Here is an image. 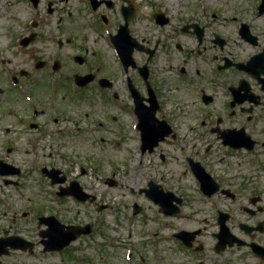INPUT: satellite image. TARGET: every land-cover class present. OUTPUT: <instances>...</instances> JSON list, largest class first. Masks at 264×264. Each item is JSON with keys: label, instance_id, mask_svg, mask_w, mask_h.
<instances>
[{"label": "flooded vegetation", "instance_id": "af4514ba", "mask_svg": "<svg viewBox=\"0 0 264 264\" xmlns=\"http://www.w3.org/2000/svg\"><path fill=\"white\" fill-rule=\"evenodd\" d=\"M24 1L35 10L36 19L22 23L20 30L0 31V62L6 64L5 52L17 47L28 56L30 67L11 73L2 68L0 115L16 113L18 122L24 125L26 113L23 115L22 106L18 107L22 103L19 89L24 80L38 82L40 87L43 82L54 80L50 98H36L38 104L45 102L55 114L65 115V106L60 108L58 104L57 88L68 103L80 105L96 99L103 107L111 108L103 111L106 123L121 137L126 136L122 119L130 121L131 133L140 143L142 155H158L164 162L170 157L186 160L196 181V199L179 193H184L183 189L174 184L172 174H161V179L150 176L147 188L139 192L158 207L161 219L168 221L181 216L187 205L198 203L199 208H193L194 214L186 218L195 225L175 230L171 237L163 236V240L176 242L178 250L163 249L160 255L157 247L153 250L156 259L148 251L139 249L140 254L131 248L130 257L135 253L139 257L137 264H240L246 256L264 264V59L255 61L260 56L264 58V25L249 24L252 17L241 13L246 11L240 7L241 0H199L201 5L181 0L183 10L178 25L171 24L172 17L155 0ZM254 1L253 19L264 18V0ZM220 18L233 25H219ZM123 27H127L125 39ZM120 40L128 45L131 58L122 57ZM9 79L14 84L13 100L7 88H3ZM14 100L18 102L16 107L11 105ZM32 112L37 117L48 115L46 108L38 110L37 106ZM82 114L86 118L91 115ZM59 121L56 116L54 123L58 125ZM29 125L35 131L44 128L39 121ZM4 128L7 133L11 131ZM147 139L156 145L145 151ZM215 145L222 146L225 152L211 163L207 158ZM12 151L13 148L7 150L8 154ZM234 156L238 163L231 167L227 157ZM226 160L227 170L215 167ZM12 166L5 168L7 174L0 175L5 184H0V205L10 199L3 188H19L25 176V171ZM17 168L19 172L15 173ZM43 169L56 200L82 202L73 195H65L75 180L51 167L48 169L61 172L58 180L65 179L64 183L53 184ZM115 182L110 187H119ZM82 188L90 195L84 204L99 206L100 212L109 207L96 194ZM57 210L54 206H32L22 211L19 220L35 224L36 234L0 233V240L26 241L19 244L27 249L9 246V254L4 256L17 252L68 253L76 242L94 233L92 224H74L63 218L62 210ZM140 211L141 206L136 205L134 215ZM211 221L214 230L209 248L202 238ZM70 226H89L91 231L61 251H48L49 231L59 239L63 236L59 232L66 233ZM178 252L182 254L175 256Z\"/></svg>", "mask_w": 264, "mask_h": 264}, {"label": "rangeland", "instance_id": "374dc122", "mask_svg": "<svg viewBox=\"0 0 264 264\" xmlns=\"http://www.w3.org/2000/svg\"><path fill=\"white\" fill-rule=\"evenodd\" d=\"M186 2L201 5L199 0H186ZM241 2L240 7L246 10L241 13L246 12L252 17L249 24L264 25V18L253 19L255 1L241 0ZM155 3L168 11L172 17V25L180 24L178 18L183 10L181 0H155ZM34 11L32 6L27 3L25 5L24 0H1L0 31H5L7 28L20 30L22 23L26 21L30 23L32 19H36ZM240 11L236 10V12ZM147 12L148 9H145V13ZM86 18L90 17L86 15ZM224 18L230 20L229 16ZM217 23L233 25L230 21L223 22V18H220ZM0 51H3V48ZM5 53L4 57H7L8 61L4 65L0 62V72L2 68L11 73L30 67L28 56L19 48L7 49ZM247 53L245 50L244 54L247 55ZM2 55L3 53H0V58ZM50 81L43 82V87H40L38 82L24 80L23 87L19 89V101L21 100L22 103L20 102L18 106H22L23 115L26 113L24 125L21 126L18 122L16 113L6 114L3 117L0 115V126H3V128L0 127V160L3 159L4 162L25 171L19 188L13 186L3 188L6 193H9L10 199L7 198L3 205H0V233L26 232L31 235L33 232L32 234L35 235V224L19 220L22 211L32 206H54L58 209L57 211H63V218L66 220L74 224L90 223L95 231L89 238L76 242L68 253L38 252L30 255L17 252L4 256L0 264H137L139 260L136 259L139 257H136V253L140 251L139 249L148 251L152 259L157 258L153 251L157 247L160 255L164 253L163 249L178 250L176 242L171 239L163 240L162 237H171V233L175 230L186 225H195L186 218L194 214L193 208H199V204L193 202L192 207L187 205L181 216L168 221L161 219L158 207L144 193H140V190L147 188L150 176L156 175V179H161V174H172L174 184L179 185L185 194L182 191L179 193L193 200L196 199L198 197L196 181L186 160L183 157L180 159L170 157L164 162L158 155H142L141 145L134 140V135L131 133L130 121L126 117L122 119L126 125V136L121 137L114 127L106 123L103 111L110 107H103L96 99L90 103L84 101L80 105L74 102L68 103L56 87L59 107L61 108L63 104L66 114H55L45 102L40 105L35 101L36 98H50L55 87L54 80ZM4 83L3 88H7L10 99L13 100L12 80L9 79ZM11 105L16 107L18 102L14 100ZM35 106L38 110L46 108L48 115L35 116L32 112ZM78 108L81 110H76ZM83 112L90 113V117L86 118ZM56 116L60 119L58 125L54 123ZM34 121H39L44 128L38 131L32 130L29 124ZM4 127L10 128L11 131L7 133ZM25 131L29 134L22 135L21 132L25 133ZM8 148H13L9 154ZM224 152L222 146L215 145L207 159L214 163ZM227 160H230L231 167L233 163H238L236 156L227 157ZM227 160L225 163L216 164L215 167L227 170ZM44 167L64 171L69 179L78 181L82 187L96 194L99 201L108 204L109 207L100 212L99 206L79 203L76 200L68 199L67 202H59L56 200L53 188L50 187V182L41 172ZM3 179L4 177L0 176V184L5 185ZM108 179L116 180L119 187H110ZM136 205L141 206V211L135 216ZM15 216H18L17 221ZM212 225L211 221L207 225V233L202 238L203 241L208 242L209 248L213 242ZM25 226L28 229L23 230L22 227ZM131 248L136 251L133 257H130ZM181 252L175 256L181 255ZM174 253L172 252V255ZM140 254H142L141 251ZM142 256L146 259L148 257ZM246 257L248 258L240 264H261L252 256Z\"/></svg>", "mask_w": 264, "mask_h": 264}, {"label": "water", "instance_id": "95a60500", "mask_svg": "<svg viewBox=\"0 0 264 264\" xmlns=\"http://www.w3.org/2000/svg\"><path fill=\"white\" fill-rule=\"evenodd\" d=\"M261 9L264 12V1H263V5H262ZM126 28L125 27L122 28V38L123 39H125V36L127 34ZM121 40L118 42V45L120 47H122L121 48L122 49V57L124 59H129V58H131L130 57L131 56L130 49L128 48V45L123 41L121 42ZM262 59H264V58L262 56H260V57L256 58L255 61H259ZM262 66H264V65H262ZM154 145H156V144H151L149 142V140L147 139L144 141L143 147H144V150L146 151L148 148L152 149L154 147ZM233 145L235 147H241L244 144H233ZM8 167H11V166L4 164L3 162H0V174L1 175L7 174L8 172L5 170V168H8ZM194 169H196V168L194 167ZM43 171L46 172L47 176H49L50 178L53 179V184L64 183V181H65L64 178H62L60 180L57 179V176L61 173L59 170H56V169L48 170L47 168H44ZM196 171H198V173H201L199 170H196ZM18 172H19V169H17V171L15 173H18ZM110 185H115V183L112 181V182H110ZM65 195H73L77 199H79L80 201H86L90 197V195H88L87 193L84 192L83 188L80 186V184L77 181L72 182V187H70L67 190ZM48 220H50V219H48ZM50 225H51V222H50ZM88 228H89V226H87L85 228L80 227V226H70V227H68V231L66 233L59 232V235H63L59 239H57L56 237L51 235L52 231L50 230L48 233L50 241H49L47 250L48 251H61V250H63L70 243L77 240L78 236H80L82 234L90 233L91 230H88ZM54 229H55V227H54ZM16 240H19V241L16 243L15 242ZM22 240L23 239H21V238H11L7 241L0 240V257H2L3 255L9 254L8 249H6L9 246L14 248V249H18V248L27 249L24 246V244H19L22 242ZM23 242H26V241L23 240Z\"/></svg>", "mask_w": 264, "mask_h": 264}]
</instances>
